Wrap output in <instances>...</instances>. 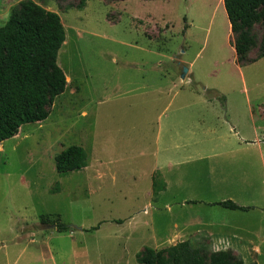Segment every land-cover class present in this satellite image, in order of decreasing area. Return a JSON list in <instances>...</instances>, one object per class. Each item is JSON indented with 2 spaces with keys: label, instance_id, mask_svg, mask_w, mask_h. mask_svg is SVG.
<instances>
[{
  "label": "rangeland",
  "instance_id": "obj_1",
  "mask_svg": "<svg viewBox=\"0 0 264 264\" xmlns=\"http://www.w3.org/2000/svg\"><path fill=\"white\" fill-rule=\"evenodd\" d=\"M20 1L0 0V26ZM32 1L60 17L57 64L68 81L46 120L0 144V264L2 244L9 258L24 250L16 264H139L145 247H209L172 229L192 215L259 243V252H239L264 264V58L239 64L223 0ZM172 142L180 149L164 151ZM71 145L84 148L87 166L59 176L54 156ZM170 160L180 163L164 169L182 182L180 195L248 211L187 202L168 210L173 196H159L152 170ZM57 222L69 229L44 230ZM32 228L40 232L30 242L19 230Z\"/></svg>",
  "mask_w": 264,
  "mask_h": 264
},
{
  "label": "trees",
  "instance_id": "obj_2",
  "mask_svg": "<svg viewBox=\"0 0 264 264\" xmlns=\"http://www.w3.org/2000/svg\"><path fill=\"white\" fill-rule=\"evenodd\" d=\"M223 7L239 64L264 58V0H223ZM257 27L261 29L258 35ZM65 38L59 15L32 0L20 1L0 26V144L15 137L23 125L46 120L54 100L65 92L68 76L57 64ZM253 49L258 50L257 56L246 60ZM86 166L87 155L81 146L71 145L54 156L59 176ZM214 205L243 212L249 209L229 200ZM68 229L56 223L58 232ZM135 258L139 264H247L232 251L208 252L207 247L189 241L159 250L145 247Z\"/></svg>",
  "mask_w": 264,
  "mask_h": 264
},
{
  "label": "crops",
  "instance_id": "obj_3",
  "mask_svg": "<svg viewBox=\"0 0 264 264\" xmlns=\"http://www.w3.org/2000/svg\"><path fill=\"white\" fill-rule=\"evenodd\" d=\"M233 52H234V49H233ZM234 54H235V52H234ZM225 122L227 124H229L228 130H229L230 134H232V136H234L236 138L238 144L241 146H247L248 141L242 138V136L239 133V131L237 130L235 124H233V122H231L230 120H226ZM172 148H174V150H179L180 146L178 144L172 142V144L169 145L168 148H165L164 151L169 150V149L172 150ZM240 148H242V147H239L238 149H240ZM157 165L158 164H156L154 166L152 172H154V171L159 172L158 173L159 177H161L162 182H163L162 187L158 191L159 196L161 197V196H164L166 194H172V196H173L172 201L166 202L164 204V206H166L168 210L171 209L172 203H186L187 202V203H192L193 205L208 206V208H210V206L211 207L212 206H218V205H214L216 202H211L210 200H205L204 198H201V197L180 195L183 193L182 182L178 178L171 179L167 175V171L164 170V169H167L168 171L171 172L174 167L178 168V166H180L179 162H175V161L170 160V161H167L165 164H162L161 166L159 165V167ZM158 168H160V169H158ZM179 174H180V171H178L177 177ZM151 184L153 186V182H151ZM150 193H151V191H150ZM178 195H179V197H178ZM225 201H228V200H225ZM220 202H224V201H220ZM225 210H227L229 212L239 211V210H228V209H225ZM261 214L264 216V209H261ZM226 228H227V225L222 223V222L213 223L212 221L206 220V219L200 217L199 215H194V216L192 215L187 221L172 224V229L175 231V233L177 235L178 234L182 235V234L186 233V234H191L192 238L199 237V236H205L207 238V244L209 246V247H207V246H205V247L210 248L213 251L231 250V251H233L235 256L239 257L240 259H242V258H241V252H239V250H240L239 247L242 245H245V247H243V248L248 247L249 250H255L257 252L260 251L261 245L259 243L255 244L252 241L249 243H247V242L244 243L243 241H241V239H239L237 237L235 232H229ZM32 229L33 230L26 231V232L23 229H20L19 233L21 236L27 235V239L30 242H33L35 237H36V234L38 232H40V230L34 229V228H32ZM54 229H56V226H55V228L44 229V230H54ZM16 239H18V238H16ZM182 241H187V240L179 239L173 245H175L178 242H182ZM260 241L264 242L263 236L260 237ZM249 244L251 246H249ZM170 246H172V245H170ZM196 247H198V246H196ZM1 249H2L1 251L4 252L5 264H16L17 260L19 259V256H21L23 251H24L23 249H21L18 255H14L13 258H9V253L6 251L7 245L2 244ZM243 262H244V260H243Z\"/></svg>",
  "mask_w": 264,
  "mask_h": 264
},
{
  "label": "water",
  "instance_id": "obj_4",
  "mask_svg": "<svg viewBox=\"0 0 264 264\" xmlns=\"http://www.w3.org/2000/svg\"><path fill=\"white\" fill-rule=\"evenodd\" d=\"M187 72V69L184 67L183 71H182V78L184 77L183 74ZM51 228H55L54 225H45L44 229H51Z\"/></svg>",
  "mask_w": 264,
  "mask_h": 264
}]
</instances>
